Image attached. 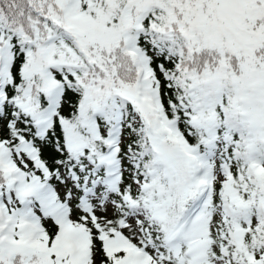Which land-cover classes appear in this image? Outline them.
Here are the masks:
<instances>
[{
	"label": "snow or ice",
	"instance_id": "snow-or-ice-1",
	"mask_svg": "<svg viewBox=\"0 0 264 264\" xmlns=\"http://www.w3.org/2000/svg\"><path fill=\"white\" fill-rule=\"evenodd\" d=\"M0 264H264V0H0Z\"/></svg>",
	"mask_w": 264,
	"mask_h": 264
}]
</instances>
